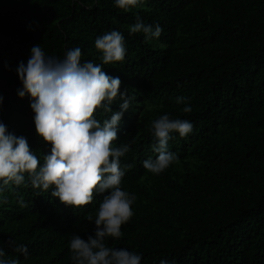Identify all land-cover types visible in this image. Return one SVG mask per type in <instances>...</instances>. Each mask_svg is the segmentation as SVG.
Here are the masks:
<instances>
[{
  "label": "trees",
  "instance_id": "1",
  "mask_svg": "<svg viewBox=\"0 0 264 264\" xmlns=\"http://www.w3.org/2000/svg\"><path fill=\"white\" fill-rule=\"evenodd\" d=\"M137 16L159 24L161 36L130 33ZM112 30L123 34L126 55L103 68L120 78L119 93L134 97L113 146L130 143L121 165L133 167L121 187L137 199L122 237L108 238V245L140 254V264H264V0H140L127 11L115 0H0V122L27 139L42 165L51 144L36 133L30 95L17 94L23 87L18 63H27L40 44L60 58L79 47L82 62L102 64L95 39ZM180 96L190 113L176 103ZM121 103L111 107L119 111ZM164 114L194 128L183 138L171 134L169 150L178 159L156 175L143 161L156 156L151 124ZM108 116L95 113L101 122ZM51 191L33 188L25 174L23 184L0 193L5 259L73 264L72 234L94 235L108 193L75 208ZM19 244L27 246V257L13 251Z\"/></svg>",
  "mask_w": 264,
  "mask_h": 264
},
{
  "label": "clouds",
  "instance_id": "2",
  "mask_svg": "<svg viewBox=\"0 0 264 264\" xmlns=\"http://www.w3.org/2000/svg\"><path fill=\"white\" fill-rule=\"evenodd\" d=\"M140 0H115V6L127 11ZM130 33H143L145 39L159 38L163 32L159 24L146 25L139 16L130 27ZM95 48L102 53V64L83 61L79 47L67 50L63 58L47 55L40 44L33 45L27 63L20 61L15 69L22 89L19 97L29 94L34 112L36 133L51 144L49 155L40 164L38 156L30 149L25 137L8 133L0 122V193L6 186H19L27 174L35 189L48 191L66 206L79 208L91 204L96 193L104 195L96 211L94 235L87 240L73 233L69 241L73 264H140L141 255L126 248L110 247L108 238L120 239L121 227L134 215L132 205L135 194L122 190V178L133 164L121 165V158L130 151V143L114 147L118 139L117 126L134 97L119 93L121 80L109 76L103 65L125 59V39L121 32L112 30L95 39ZM7 66V65H6ZM119 93V95H118ZM0 95V105L3 102ZM122 100L119 111L111 107ZM177 104H185L183 112L190 113L185 97L176 98ZM98 109L110 113L102 122L95 117ZM194 125L187 119H171L168 114L152 121L155 138L152 150L155 158L143 161V168L152 174H160L173 164L177 155L169 150L172 133L186 137ZM2 202H7L3 197ZM21 206H26L22 202ZM93 222L92 215L87 217ZM10 243L15 244L14 241ZM14 252L28 255L27 246L15 245ZM0 248V264H19L16 258L5 259ZM160 264H167L161 260Z\"/></svg>",
  "mask_w": 264,
  "mask_h": 264
}]
</instances>
